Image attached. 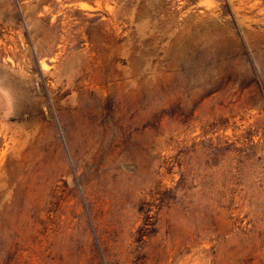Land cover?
Listing matches in <instances>:
<instances>
[{"label":"rangeland","instance_id":"rangeland-1","mask_svg":"<svg viewBox=\"0 0 264 264\" xmlns=\"http://www.w3.org/2000/svg\"><path fill=\"white\" fill-rule=\"evenodd\" d=\"M0 264H264V0H0Z\"/></svg>","mask_w":264,"mask_h":264}]
</instances>
